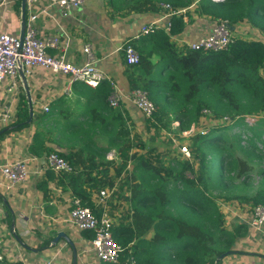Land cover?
<instances>
[{
    "label": "trees",
    "instance_id": "obj_1",
    "mask_svg": "<svg viewBox=\"0 0 264 264\" xmlns=\"http://www.w3.org/2000/svg\"><path fill=\"white\" fill-rule=\"evenodd\" d=\"M161 2L164 1L107 0L112 13L121 17L159 14ZM169 4L173 7L193 5L195 15L227 19L230 24L244 22L256 29L263 39H238L228 50L220 52L177 47L173 38L183 32L186 25L180 17H172L168 33L157 29L130 40L139 61L127 64L124 59L127 83L130 89L146 90L156 106L153 116L145 121V129L154 131L150 142L161 130H168L173 121L163 117L164 102L173 106L177 120L191 116L197 121L202 109L213 113L215 119L226 116L232 121L264 113V0H170ZM79 86L88 88L90 93L84 106L86 120L83 123L87 127L78 133L60 131L58 140L63 136L68 140L76 139V144L81 142V145L74 148L68 145L67 152L56 150L45 145L44 131L40 130L34 133L32 149L40 152L36 156L55 151L64 157L74 171L58 173V176L71 184L89 183L99 191L114 187V178L122 174L117 186L129 191V196L124 197L129 206L113 226L114 237L123 247L122 253L133 255L138 264H218L219 256L235 252L236 240L247 230L243 232L239 223L230 230L226 228L218 199L248 201L240 185L251 177L252 160L235 154L234 144L225 139L226 133L216 136V131H211L192 137L189 158L177 153L172 159L173 165H166L154 157L158 156L154 145L147 146L140 135L131 132L134 123L126 111L108 106V82L95 88L82 83ZM79 91L81 93V89ZM38 116L40 120L48 118L54 123L52 111ZM26 119L27 116L23 124ZM244 125L247 130H244L245 144L241 148L245 155L253 160L264 156V148L257 146V143L264 145V122L239 124ZM95 135L101 136L107 147H102ZM111 148L117 154L115 167H110L111 161L102 158ZM110 168L114 170L113 176ZM51 172L47 170L46 174L50 176ZM74 196L95 212L89 193L84 189L74 188ZM250 203V209L264 204V190Z\"/></svg>",
    "mask_w": 264,
    "mask_h": 264
},
{
    "label": "crops",
    "instance_id": "obj_2",
    "mask_svg": "<svg viewBox=\"0 0 264 264\" xmlns=\"http://www.w3.org/2000/svg\"><path fill=\"white\" fill-rule=\"evenodd\" d=\"M28 11L37 13L35 25L41 39L57 36L59 40L67 41L66 57L73 62L82 63V47L87 42L91 43L96 65L105 72L108 79L124 89H129V85L125 76L124 58L118 48L127 37L138 30L142 21L157 18L155 13L121 17L110 12L107 0H85L68 18L61 17L55 7L48 6V0H35L30 5L26 3L25 14ZM210 22L207 16L191 14L185 30L174 38L175 45L182 47V41L203 35L209 29ZM2 23L8 34L20 35V0H11V7ZM46 51L49 55L59 53L54 48H47ZM25 79L27 92L21 78V84L14 94L5 92L7 82L0 85V111H8L11 115V123L5 125L0 122V164L40 154L32 149L35 131H44L46 146L67 152L69 147L66 146L74 148L75 145H81V142L76 144V139L68 140L62 136L63 142L59 143L60 133H78L77 131L81 132L87 127L83 122L86 120L84 106L90 96L88 88L80 87L76 83L72 93L65 95L61 89L66 78L42 68L33 69L31 75ZM27 97L31 102L30 120ZM23 102L26 104H22ZM41 103L47 104L49 111H43ZM120 107L126 111L134 127H137L143 118L141 114L127 103ZM51 111L54 123L48 118H38V115ZM26 116L23 124L22 120ZM99 144L107 147L104 141ZM116 155L113 148L106 153V159L111 161L110 167L116 166ZM29 166L31 172L24 183L8 191L0 189V224L5 232L1 250L6 263L72 264L75 254L76 264H110L99 262L93 257L89 250L88 232L75 229L68 223L70 200L76 197L74 188L81 187L89 193L96 213L101 211L95 204L98 191L90 187L89 183L81 186L80 181L76 185L65 179L60 180L58 173L53 171L48 176L47 170L38 171L42 166L38 161L30 162ZM130 167L127 166L128 169ZM109 173L113 176V168L109 169ZM121 177L122 174L114 178L115 192L107 199V209L114 219V225L119 222L121 215H125L129 206L124 199L129 196V191L125 188L120 190L117 186ZM222 203L224 208H230L229 214L224 216L226 228L230 230L239 223L243 232L247 230V233L239 235L234 244L236 251L221 257L218 264H264V234L251 232L247 223L249 212L245 211V202L230 200ZM231 205L232 208L229 207ZM58 232H64L73 246L62 238L54 243L53 238ZM127 257V254L122 253L121 259L115 264H124Z\"/></svg>",
    "mask_w": 264,
    "mask_h": 264
},
{
    "label": "built area",
    "instance_id": "obj_3",
    "mask_svg": "<svg viewBox=\"0 0 264 264\" xmlns=\"http://www.w3.org/2000/svg\"><path fill=\"white\" fill-rule=\"evenodd\" d=\"M35 0H26L27 5ZM85 0H48V6L57 9L58 14L63 18H68L73 11L77 10ZM161 12L157 18L141 22L138 30L133 32L125 40L118 50L122 52L127 64H136L139 61L137 50L129 44L130 40H136L144 35H148L157 29L169 32L172 17H180L187 26L190 15L193 14V5L187 7H173L171 4L161 2ZM11 7V0H0V85L6 83L5 92L14 94L21 84L18 67L21 68L24 77L31 75L33 69L42 68L53 74H60L66 78L62 86V93L70 95L76 83L85 84L92 88L106 81L109 83L110 91L106 97L109 107H120L127 103L141 114L144 119H149L156 111V106L149 99L146 90L134 88L124 89L116 82L107 78L105 72L96 65V59L92 51L91 43H85L82 47L84 59L78 64L66 57L67 41H61L57 36L41 39L35 25L37 13L28 11L25 14L24 30L22 38L8 34L3 27L4 16ZM210 27L206 32L191 40L182 41L183 48L202 51L220 52L226 51L238 39L262 40V36L254 28L244 27L237 30L227 19H211ZM247 28L251 31L250 37L246 38L241 34V30ZM178 36V35H177ZM176 36V37H177ZM175 37V38H176ZM174 40V38H173ZM47 48L58 50L57 55H49ZM43 111H49V106L41 103ZM209 112L202 109L201 112ZM225 122H229L228 117L224 116ZM0 122L2 124L11 123V115L8 111H0ZM202 134V133H201ZM182 157L189 158L188 150L183 148ZM42 165L38 168L43 171L50 170L56 173H69L74 171L73 166L55 151L44 153L39 157L28 156L11 160L0 164V189L11 190L13 187L24 183L31 172L29 163ZM37 170V168H35ZM115 189L107 188L98 191L95 204L100 207L99 215L88 207L84 206L81 199L72 197L68 212V223L80 231L89 232V250L93 257L99 262L115 264L118 263L123 252V247L116 241L113 234L114 219L110 216L107 209V199L114 193ZM247 223L251 232L264 234V205L257 204L252 207L247 217ZM5 232L0 224V264H7L2 253V242ZM49 264V263H47ZM124 264H138L135 257L128 254Z\"/></svg>",
    "mask_w": 264,
    "mask_h": 264
},
{
    "label": "rangeland",
    "instance_id": "obj_4",
    "mask_svg": "<svg viewBox=\"0 0 264 264\" xmlns=\"http://www.w3.org/2000/svg\"><path fill=\"white\" fill-rule=\"evenodd\" d=\"M164 2H170V0H163ZM109 6V5H108ZM110 12L112 9L109 7ZM237 30L244 27L243 22H237L233 24ZM241 34L244 35L246 38L252 36L251 31L249 29L244 28L241 30ZM156 60V58H153ZM165 105V114L164 119L171 118V121L168 130H161L158 136H155V140L150 142L149 137L154 134L153 128L151 130L145 129V121L146 119H140V122L137 124V127L133 126L131 132H135L140 137L146 141L147 146L154 145L153 147L156 149L158 156H154L160 158L164 164L173 165L172 159L175 157L177 153H181L183 148L188 150V147L192 143V137L196 133L202 134H209L212 133L211 131H216V136L220 133H226L225 139H228L229 142L234 144V152L237 156L245 157L249 160H252V170L250 173V179L247 180L244 184L241 183L240 189L246 199L248 201L245 203L246 208L245 211L248 213L251 211V203L250 201L253 200L260 191L264 190V156L258 157L255 160L251 159L250 157L246 156L243 149L244 138L246 136L247 125L239 126L240 122L244 121L247 123H257L259 120L264 122V113H260L257 116H244L243 120L237 119L235 121L229 120V122H225V118H221L220 120L215 119L212 117L211 112H202L200 113L199 118L197 121H193L191 116H185L181 120H177L176 112L172 105L167 104V102L163 103ZM191 110V108H189ZM229 116L228 114H226ZM230 117V116H229ZM214 129V130H213ZM134 130V131H133ZM245 130V131H244ZM96 141L102 143L101 136H94ZM264 138V137H263ZM237 139H240L239 144L237 143ZM63 139H60L59 142H63ZM257 146L260 148H264L262 143H257ZM114 149V148H113ZM134 151V149H133ZM102 158H106V153L102 155ZM262 170V171H261ZM241 181L238 180L237 184ZM219 202V203H218ZM218 205L223 213L224 216H227L230 212V208H224L222 200L218 199ZM262 204V203H261ZM264 205V204H263ZM232 208V205L229 206ZM233 218H229V220Z\"/></svg>",
    "mask_w": 264,
    "mask_h": 264
},
{
    "label": "water",
    "instance_id": "obj_5",
    "mask_svg": "<svg viewBox=\"0 0 264 264\" xmlns=\"http://www.w3.org/2000/svg\"><path fill=\"white\" fill-rule=\"evenodd\" d=\"M25 11H26V0H20V35H19V39H21L22 35H23L24 22H25ZM18 72H19L20 78L22 80V83L25 87V90L27 92L26 79H25L20 67H18ZM27 103H28L29 114H30V117L28 118V120H30L32 111H31V102H30V99L28 97H27ZM60 238L64 239L70 246H73L71 240L65 235L64 232H58L56 234V236L53 238V242L56 243ZM221 257L222 256H219L218 258H221ZM75 261H76V259H75V254H74L72 264H76Z\"/></svg>",
    "mask_w": 264,
    "mask_h": 264
}]
</instances>
